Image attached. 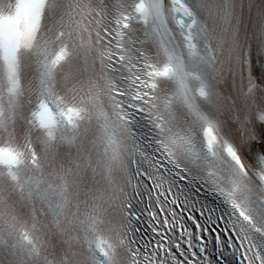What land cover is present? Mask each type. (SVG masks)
I'll list each match as a JSON object with an SVG mask.
<instances>
[{
    "label": "snow or ice",
    "instance_id": "obj_1",
    "mask_svg": "<svg viewBox=\"0 0 264 264\" xmlns=\"http://www.w3.org/2000/svg\"><path fill=\"white\" fill-rule=\"evenodd\" d=\"M0 264H264V0H0Z\"/></svg>",
    "mask_w": 264,
    "mask_h": 264
}]
</instances>
